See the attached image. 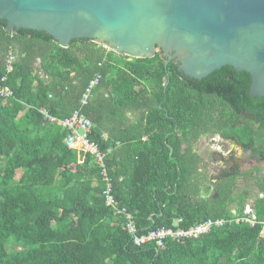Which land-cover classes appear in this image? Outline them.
Listing matches in <instances>:
<instances>
[{
	"label": "trees",
	"instance_id": "16d2710c",
	"mask_svg": "<svg viewBox=\"0 0 264 264\" xmlns=\"http://www.w3.org/2000/svg\"><path fill=\"white\" fill-rule=\"evenodd\" d=\"M4 26L0 85L11 96L0 97V264H264V97L249 96L246 72L239 86L223 81L216 91L211 74L180 77L159 54L128 60L88 40L62 48L43 32ZM76 109L93 125L116 204L138 234L229 219L248 201L256 223L232 221L160 249L132 245L123 218L104 205L92 156L66 147L67 131L43 115L64 119ZM205 136L253 149L250 163L209 174L194 150Z\"/></svg>",
	"mask_w": 264,
	"mask_h": 264
},
{
	"label": "water",
	"instance_id": "95a60500",
	"mask_svg": "<svg viewBox=\"0 0 264 264\" xmlns=\"http://www.w3.org/2000/svg\"><path fill=\"white\" fill-rule=\"evenodd\" d=\"M0 20L7 33L43 32L62 48L86 39L128 60L160 51L164 67L176 58L196 80L230 66L248 74L249 96L264 97V0H0Z\"/></svg>",
	"mask_w": 264,
	"mask_h": 264
},
{
	"label": "built area",
	"instance_id": "2783aa9c",
	"mask_svg": "<svg viewBox=\"0 0 264 264\" xmlns=\"http://www.w3.org/2000/svg\"><path fill=\"white\" fill-rule=\"evenodd\" d=\"M13 59V56L9 53L6 61V71H10V64ZM98 81L99 76H95L89 81L79 99L80 107L86 104L91 95V90L97 85ZM10 96V89L7 86L0 85V97L8 98ZM43 115L50 123L67 131V134L63 139V143L66 147L75 148L92 156L94 163L100 168V176L104 183L101 189V196L103 197L104 205L110 208L114 215L123 218V229L129 235L132 245L137 247L151 245L156 249H160L163 247L164 240L166 239L174 241L194 240L211 230L229 224L232 221L235 223L243 222L249 226H253L256 223L254 212L249 203L243 206L240 215H236L235 210L232 209V217L229 219H206L187 229L160 227L138 234L133 222L132 214L127 212L125 208L118 207L116 204L111 182L104 165V157L106 153L101 151L97 144L90 138L93 127L91 121L79 109L72 111L71 114L64 119L53 118L44 112ZM102 138L105 139V136H102ZM260 236L264 237V224H262Z\"/></svg>",
	"mask_w": 264,
	"mask_h": 264
},
{
	"label": "rangeland",
	"instance_id": "374dc122",
	"mask_svg": "<svg viewBox=\"0 0 264 264\" xmlns=\"http://www.w3.org/2000/svg\"><path fill=\"white\" fill-rule=\"evenodd\" d=\"M194 150L205 160L209 174L213 175L220 169L230 167L233 162L227 160L233 157L239 161L240 166H246L250 163V157L254 153L253 149L242 151L234 144L224 142L217 136H205L199 139L194 145ZM250 202L248 201L247 204Z\"/></svg>",
	"mask_w": 264,
	"mask_h": 264
},
{
	"label": "flooded vegetation",
	"instance_id": "af4514ba",
	"mask_svg": "<svg viewBox=\"0 0 264 264\" xmlns=\"http://www.w3.org/2000/svg\"><path fill=\"white\" fill-rule=\"evenodd\" d=\"M17 30V29H16ZM75 40V39H74ZM78 40H83V39H78ZM86 40V39H84ZM155 54H159V56L161 58H163L164 60H166V58L162 57L161 56V52H156ZM154 54V55H155ZM173 55V52L170 53V56ZM170 62L173 63V65L175 66V69H176V72L179 74V76L183 77L184 75L178 71V66H179V62L176 60V58H172L170 60ZM169 62V63H170ZM226 67H230V66H222L220 67L218 70H215L211 73H209L207 76H210L208 77L209 81L211 83L214 84L213 86V89L216 90V91H220L219 87H220V83L222 84L223 81H230V83L234 84L235 86H239L241 84V78L239 77L240 73L235 71L232 67H230L231 69H226ZM241 72V71H240ZM206 76V77H207ZM184 77H188V76H184ZM190 78V77H189ZM205 78V77H204ZM193 79V78H191ZM193 80H196V79H193ZM201 80V79H200ZM199 81V80H198ZM218 137V136H217ZM225 142V141H224ZM227 161H232L233 163H235L236 165H240L239 161H236L235 158H230L229 160Z\"/></svg>",
	"mask_w": 264,
	"mask_h": 264
},
{
	"label": "crops",
	"instance_id": "0c3cea01",
	"mask_svg": "<svg viewBox=\"0 0 264 264\" xmlns=\"http://www.w3.org/2000/svg\"><path fill=\"white\" fill-rule=\"evenodd\" d=\"M231 143V142H230Z\"/></svg>",
	"mask_w": 264,
	"mask_h": 264
}]
</instances>
